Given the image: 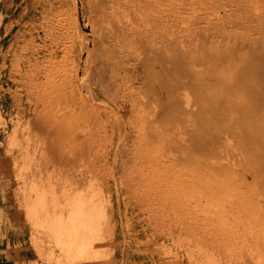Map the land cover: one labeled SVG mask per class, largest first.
I'll use <instances>...</instances> for the list:
<instances>
[{"label": "bare ground", "instance_id": "1", "mask_svg": "<svg viewBox=\"0 0 264 264\" xmlns=\"http://www.w3.org/2000/svg\"><path fill=\"white\" fill-rule=\"evenodd\" d=\"M73 1L75 4L74 8H71V10L69 12L66 10H63V9H62L63 11H61V13L59 12V14L61 16L59 18L61 21H64L65 24H67L66 21L69 20V22H72L74 24L73 25V27H74L73 33L70 32V30H68L71 27L70 25H69L70 27L67 25L69 28L65 31L66 37L68 38L67 40L68 41L70 40V44L68 46L69 48L66 47V45L63 46L60 43V41L58 42L56 40L54 42L53 47L48 51V55H50L52 57H56V58H58V60H59L60 56H63L64 58L67 57L68 53H71V55L75 56V61H76V63H75L76 65L74 64L75 65V67H74V69H75L74 75L75 76H73V75H71L73 77L69 76L72 78L71 80L74 79L75 82L72 83L71 80L68 79L71 82L70 85L73 84L72 87L66 86V87H69L68 88L69 92L68 91L62 92L60 95L57 94L56 93L57 91H58V93L61 92V89L59 90L58 88L63 87L62 84L65 82V81L63 82V80L64 79L67 80L68 75H67V77H65V74L66 73L69 74L70 72H72V71H70L68 73V71H67L63 75L61 73V71L58 70L60 67L59 68L57 67L58 68L57 71H59V73L58 72L57 73L60 74V76L56 75L57 73L55 74L56 70H54V69L52 70V72L54 71L53 74L50 73L51 71L49 72V70H51V68L47 71L50 73L49 76L51 75L50 76L51 78L48 77L47 79H49V78L53 79L56 76L58 77V78L56 77L57 79L56 78L55 79L58 81L59 87L58 86H57L58 88L56 87L57 91H55V89H53V91H55L56 94H53L54 92L52 93V91L51 92L47 91V90H50V88H49L50 85H48L50 79L47 80L48 82L46 81V79H44L45 82H47V83H45L43 80H41V81H43V83H45V86H46V84H47V86H49L48 89L45 91L48 94L50 92L51 94H49V95H51V96L56 95V97L57 96L62 97L64 95V97H62V99L63 98H64L63 100L66 99V102H68V103L71 101H74V102L81 101L80 102L81 106L79 105V103H77V102L76 103L80 107H82L83 114H84V109H87V107L90 105V101L92 102V100H96V101L99 100V101L103 102V104H105V106L101 105V106H104V108L102 110L99 109L100 110L99 111L100 112L99 113L100 118H99V121L97 120L98 123L94 122L97 125H95V124H93V125H94V127L97 126L95 128V129L98 128L97 131H100L102 128H107L108 130H109V128H115L119 132V133H117L116 136L111 138V140L109 139L110 141L107 145H106V143L102 144L103 148H104V144L106 145V150H105L106 152L103 151L105 153L106 158H107V156H109L112 164H114L113 167L111 166L112 169L109 168V169H111V178L113 180H118L120 178V171L121 170L119 169V167L120 168H122V167L128 168L127 169V172H128L127 176H129L131 178V180L133 179L132 183H134V180H135L136 183L134 184V186L136 188V190H135L136 193L137 192H145L147 194V197L149 194V195H151V196H149L151 198L153 195V197H155L156 199L157 198L162 199L161 205H163L164 208H166L167 206H168L167 208H169V206H170L172 209L177 208L180 210V208L182 209V205L185 203V202L183 203V201H182V198L184 196L187 197L189 195L191 197L195 196L194 198H197V197H201V195H202V197H203V195H204V197L210 196L211 192H213V191H215L217 193L216 190L221 188V183H220V181H217L218 184L211 185V180L213 182V178L211 179L212 173L215 174L216 176H218L217 177L218 180L222 181L225 176L227 177V175H225V174L226 173L229 174L230 172L228 173V171L230 169H233V170L237 171L238 173H240L239 175H240V179H241V187L235 188L234 191H236V193L235 192L234 193L236 195L234 194V196H237V198L240 199L239 201L242 204H243L242 201H246V202H244L243 205L246 206V204L248 203L250 206L249 208H251V210L253 208L254 210H257L256 213L258 211L260 212V210L255 209L256 207L254 205L251 206L250 203L259 204V203L264 202V198L260 197L261 194L259 195L255 190L252 189L253 186H255V185H259V186L264 187L263 186L264 185V0H168V2H163L164 0H153L154 5L150 8L149 7L148 8H146V7L142 8L141 7L142 4L139 2H138L139 4L129 3V7H128L126 5V3L123 2L122 0H84L85 2L84 1L82 2L83 8L86 10V12H87V10H89V12H90V14H89L90 15V21L89 22L91 25V31L90 32H87L85 30V26L80 21L81 11H82L80 9V2H79L80 0H72V2ZM195 2H197V3H195ZM198 2H205V3L202 6H195L196 4H198ZM207 2H209V3L206 4ZM194 3H195V5H194ZM59 10H61V9H59ZM23 13H24V11H23ZM17 17H19V16H17ZM56 18H57V16H56ZM72 23H71V25H72ZM62 24H64V23H62ZM57 28L58 27L55 25V31L57 30ZM4 30L5 29H3V31ZM58 30H59V28H58ZM16 31H17V29H16ZM21 32H23V31H21ZM61 39H63V38H61ZM25 41L26 40H24V42ZM67 44H68V42H67ZM21 53H23V52H21ZM46 58H47V56H46ZM48 60H51V59L48 58ZM52 60H55V59H52ZM59 61L60 62L63 61L66 63V61H64V59L63 60L60 59ZM69 62L70 61H68V63ZM43 63H44V65H42V66H44V68H45V62H43ZM48 63H49V61L47 62V64ZM54 63H56V61H54ZM83 63H84V65H83ZM58 64H60V63H58ZM71 64H69V65H71ZM49 65L51 66V63ZM49 65H47V66H49ZM54 66H57V65H52L51 67H54ZM15 69H17V68H15ZM69 69L70 68H68V70ZM31 70H32V68H31ZM71 70H72V67H71ZM81 74L83 76L82 78L80 77ZM52 76H53V78H52ZM61 76L64 77V79L62 81H61V79H62ZM182 76L185 77L186 79H183ZM59 77H60V79H59ZM79 78H81V79H79ZM58 79L62 82L61 86L59 85ZM53 80H51V81H53ZM78 80H79V82H78ZM67 81L65 83L66 85L68 83ZM37 83H40V82L38 81ZM43 83L41 82V84H43ZM50 83H51V86L53 87L54 85H52V82H50ZM74 84L76 85L75 87H74ZM33 85H34V82H33ZM56 85H57V82H56ZM172 85H173V87H171ZM41 87L44 88V86H41ZM52 87H51V89H52ZM70 87H71V89H70ZM53 88H55V87H53ZM181 88L186 89L187 93L190 92V94H188V95H190V96L193 95V97L192 96H191V98L187 97L188 100L183 99L184 97H181L182 94L180 92V91H182V90H180ZM43 91H41L42 94H44V96L47 97L48 94L46 96L45 92H43ZM62 91H64V88ZM140 91H141V93L146 92V94H148L147 96H149V95L151 96V97L149 96V98L148 97L144 98V99H148L147 102H146V100L144 101V99H142V100L139 99V96H138L139 94H137V93L138 92L140 93ZM0 92H1V90H0ZM187 93L184 96H188ZM137 97H138L139 101H138ZM50 100L52 102V98H50ZM55 100L57 101V99H54V101ZM63 100L61 102L64 103ZM44 101H45V103H43V105L44 104L46 105V99ZM44 101L42 100V102H44ZM140 101H142L141 106L145 107L146 109L149 106L148 104H151V106L153 105L152 106L153 108L151 106L149 108L150 112H152L150 114L151 116L148 117L147 115H143V112H145L146 109L141 108L144 111H141L142 114L137 115L138 119H137V117L134 120L131 117L125 118L124 112L127 111V108L125 107V105L128 102H130V104H132L131 109L136 107L138 112H139V110H141L140 109V107H141ZM143 101H144V103H143ZM51 102H50V104H51ZM91 104L92 105H90V106L92 107L94 103L92 102ZM97 104H99V102ZM47 105H49V103ZM73 105H74V103H73ZM73 105L70 104V106H73ZM53 106H55L54 103H53ZM62 106H63L62 109L66 108L64 106V104ZM41 107L45 109L44 106H41ZM67 107H68V110L70 108H72V107L69 108V106H67ZM76 107H77V105L75 104V106H73V108H76ZM95 107H97V105ZM95 107H93L95 112H96V109L98 110V108H101L98 106V108L95 109ZM93 108H92V112H93ZM47 109L49 110V107H46V111H44V112H47ZM52 110H53V108H52ZM54 110H56V108ZM49 111L46 114H44V112H43V116H41V118H38V119L42 120L41 125H44V124L46 125V123L48 124L49 129H50V133H48V134L52 135L50 137V139L49 138L48 139L51 140L50 141L51 143H49L47 140L46 141L51 145V148L54 151H56L55 152L56 154L57 153L61 154L60 155V157H61L62 154L65 153V151L63 149V145H64L63 138H60V137L63 136V134H68L69 136H71V134H74V141L69 140V144H71L72 142H75V143L78 141L81 142V137H80V134L78 133V131L73 132V128L71 129L67 125V124H71V119H70V122H68V123L66 122L68 120L69 116H66V114L65 115L63 114L65 116V119L67 118V120H65L63 117L62 118L59 117L60 118L59 119V118H55L56 114H53L55 111L54 112H49ZM80 111H81V109H80ZM88 111H89V109H88ZM71 112L73 113L74 111H71ZM86 112L87 111L85 110V113ZM150 112L147 113V111H146V113L148 115ZM57 113H60V111ZM62 113H64V112H62ZM81 114H82V112H81ZM86 114H89V113H86ZM91 114H94V112L93 113L90 112L89 115H91ZM97 114L95 113L94 115L96 116ZM89 115L84 116V118H85L84 121L85 120L90 121L89 119H91V118H92L91 120H93V117H95L93 115V117L88 119L87 117H89ZM140 115H141V117L143 115V118H141ZM59 116H60V114H59ZM73 116H75V115L73 114ZM75 120L73 119L72 122L74 123ZM94 120H96V119L94 118ZM0 122H2V121H0ZM91 123H93V121ZM75 124H76V122L72 125L74 126ZM77 124L80 125L79 122ZM34 126H36V124H34ZM37 126H39V124ZM76 126L77 125H75V127ZM91 126H92V124H91ZM91 126L89 127V129L91 128ZM44 127L46 128L47 125ZM80 127H76L77 129L79 128L78 129L79 132H81ZM85 127H87V126H85ZM33 128H35V127H33ZM33 128H31V129H33ZM76 128H74V130ZM99 128H100V130H99ZM40 129H41V127L38 130H40ZM34 130L35 129H33V132H34ZM42 130H44V128ZM48 131H46V132H48ZM46 132L44 131L43 133H46ZM84 132H85V130H84ZM48 134L45 136L49 137L50 135L48 136ZM82 134H83V132H81V135ZM84 135H85V138L87 139L86 134H84ZM47 137H45V138H47ZM91 137L92 136H90V138ZM90 138L87 139L88 142L90 141ZM86 139H83V140H85V142H86ZM43 144L45 145L44 142H43ZM82 144H84V142H82ZM73 146H75V144ZM78 146H79V144H78ZM102 146H101V150H102ZM44 147L45 146H43V149H44ZM46 148H49V147L46 146ZM98 149H99V146H98ZM44 150L46 152V149H44ZM49 150H51V149H49ZM97 152H98V150H97ZM99 152L101 155L102 152L101 151H99ZM41 154L43 157L45 156V155H43V153H41ZM50 154H54V153L51 152ZM59 154L57 156L54 155L55 158L58 157ZM47 155H49V154L47 153L46 157H44V158H48ZM38 157H40V156H38ZM124 157H128L129 160H127L128 158H124ZM51 158H50V160H48V162L53 159V158L52 159ZM57 160H60V159H57ZM53 161H55V160H53ZM34 162H35V160H34ZM51 163L53 164V162H51ZM81 163L82 162H79V164H81ZM86 163H87V161H86ZM196 164H198V165H196ZM81 165L82 166H80V168L84 167L83 163ZM77 169L78 168H77V164H76V170ZM93 170L95 171L94 168H93ZM78 171H80V170H78ZM83 171H84V169H83ZM97 171H98V169L95 172H97ZM100 171H102V170H100ZM103 171H104V169H103ZM39 173L41 174V172H39ZM97 173H101V172H97ZM124 173H126V172H124ZM69 174H71V176H72L73 173L71 172ZM69 174H67V175H69ZM84 174L86 175L87 173H84ZM88 174H90V172ZM95 174H93L92 177ZM98 175H100V174H97L96 177ZM101 175H103V174H101ZM104 175L106 176V174H104ZM104 175L102 176L103 178L105 177ZM231 175H232V173H231ZM38 176H40V175L38 174ZM73 176H74V174H73ZM76 176H79V175L77 174ZM90 176H91V174H90ZM226 177L224 179L225 181L223 182L225 184H226V181H228V179L231 178L232 176L229 178L227 177L228 179H226ZM94 179H98V178H95V176H94ZM99 179H101V178H99ZM232 179H231V181H232ZM69 180L70 179H68V181ZM104 181H105V179H104ZM231 181H229V182H231ZM80 183H81V181H80ZM214 183H215V181L212 184H214ZM234 183H235V181H234ZM230 184L233 186L232 182ZM230 184H228V187ZM234 185L236 186V184H234ZM129 186H131V185H129ZM134 186L132 185L130 189H132V187H134ZM3 187H4V185H3ZM48 187L50 188V186H48ZM85 188H86V186H85ZM232 188L233 187H231V189ZM42 189L44 190L46 188L43 187ZM130 189H129V191H130ZM229 189H227V188H226V190L223 189L224 193H225V191H227V193H228ZM43 190H42V192H43ZM221 190H220V192H221ZM48 191H49V189H48ZM80 192H81V190H80ZM80 192L77 191V193H80ZM132 192H134V191L131 190L130 193L132 194ZM45 193L47 194V192H45ZM93 193H94V191H93ZM216 193H212V195L214 194L215 198L218 197V194H219V193H217V196H215ZM36 194H37V192H36ZM101 194H103V193H101ZM223 194H220V195H222V198H223ZM228 194H230L229 196L231 197V195L233 193L231 194V192H230ZM91 195H93V194H91ZM91 195H90V197H91ZM133 195H134V193H133ZM142 195L143 194L141 193V196ZM77 196L80 198L79 195H77ZM94 196H96V195H94ZM225 196H228V195L225 194ZM39 198H40V196H39ZM86 198L87 197H85V199ZM142 198H146V196H143ZM215 198H211V199L214 201ZM231 198H233V196ZM34 199H32V200L35 201ZM37 199L38 198H36V200ZM82 199H83V196H82L81 200ZM90 199H91V201H93L92 198H90ZM223 200L226 201L225 197ZM33 201H31V202H33ZM44 201H45V199H44ZM218 201H220V200H218ZM75 202H77V201H75ZM75 202H74V205L76 204ZM160 202H161V200H160ZM189 202H190V200H189ZM209 202H211V201L209 200ZM220 202L222 203V201H220ZM0 203L4 206V207H0V209H3L7 206L8 199L6 197H4L2 199V196H1L0 197ZM49 203H50V201H49ZM57 203H59V202H57ZM94 203H96V202H94ZM94 203H93V205H94ZM217 203L218 202L216 201V204ZM229 203L232 204V202H229ZM236 204L239 207L240 203L239 204L236 203ZM242 204H240V206ZM51 205H53V204H51ZM218 205L220 207V204H218ZM218 205L216 207H218ZM243 205H242V207H243ZM59 206H61V205L59 204ZM78 206H80L79 207L80 209L83 208L82 202L80 203V205L78 203ZM94 206H96V205H94ZM159 206H158V208H159ZM211 206H213V205H211ZM221 206H223V205L221 204ZM226 206L228 207V205L225 204V207ZM245 206H244V210L247 209V208H245ZM84 207H85V205H84ZM87 207H88V205H87ZM105 207H106V204H105ZM93 208H95V207H93ZM100 208H102V207H100ZM236 208L237 207H235L233 209H236ZM53 209H55V208H53ZM96 209L97 208H95V211H96ZM219 209L220 210H218V209H215V210L221 211V213H222L221 208H219ZM227 209H229V208H227ZM41 210H43V209H41ZM69 210H67L66 212H68ZM237 210H239V208H237ZM254 210L252 213H254ZM53 211L51 213H54ZM60 211H61V209H60ZM79 211H80V213L82 212L81 210H79ZM178 211H176V212H178ZM240 211H241V207H240ZM247 211H248V209H247ZM36 212H37V209H36ZM92 212H94V211H91V214H92ZM229 212H230V210H229ZM244 212H246V211H244ZM88 213L89 212H86V214H88ZM83 214H85V211L83 212ZM157 214H158V212H157ZM211 214H212V212H211ZM237 214H235V215L237 216ZM251 214L249 212L250 217L252 216ZM257 214L254 213L255 217L257 216ZM66 215H67V213H66ZM239 215L240 214H238V217H239ZM259 215H261V217H258ZM259 215L257 216L258 217V220L256 221L257 223H258V221L261 223L260 220H261V218H264V212H262V214L259 213ZM95 216H98V215L95 214ZM95 216L92 214L91 218H93ZM242 216H243V214H242ZM43 217H42V219H43ZM75 217H78V216H75ZM81 217L84 218L85 215L80 216L78 218L80 219ZM89 217H90V213H89ZM220 217H218V218H220ZM252 217H254V216H252ZM0 218H1V216H0ZM40 218H41V214H40ZM78 218H73V220L78 219ZM83 218H81V219L84 220ZM223 218H224V215H223ZM68 219H69V216H68ZM236 219H237V217H236ZM239 219H240V217L238 218V221L240 222ZM85 220H88V216ZM85 220L83 222H85ZM158 220H160V219H158ZM187 220H188V218H187ZM187 220H185V221H187ZM245 220H246V218H245ZM243 221H244V219L240 223L242 224ZM50 222L52 223V221H50ZM81 222L82 221H80V223ZM91 222H92V220H91ZM91 222L89 220L86 221L87 227H89L91 225ZM94 222L95 221H93L92 223H94ZM154 222H155V220H154ZM232 222H234V221H232ZM247 222H249V221H247ZM43 223H44V221L40 225H42ZM51 223H50V225L55 224V223H52V224ZM80 223H78V221H77V224H80ZM173 223H175V222H173ZM222 223L223 222H221V225H222ZM235 223H236V221H235ZM260 223H258V224H260ZM263 223L264 222H262L261 224H263ZM61 224H63V223H61ZM61 224L59 227H62ZM65 224H67V223H65ZM69 224H70V226L73 225V224L71 225V223H69ZM77 224L75 223V225H77ZM95 224H99V223H97V220H96ZM95 224L91 225L92 228H94L96 226ZM100 224H101V222H100ZM186 224H188V223H186ZM245 224H246V222H244L243 227H245ZM75 225H73L74 230L68 228L69 226L67 227L68 228L67 230L70 229L71 232H73L72 235L79 233L78 232L79 230H78L77 226H75ZM179 225H180V222H179ZM207 226H208V224H207ZM225 226H227V225L225 224ZM261 226H263V225H261ZM56 227H58V226H56ZM85 227H86V225H85ZM246 227H247V224H246ZM250 227L252 229H250ZM250 227H249L250 230H248V232L251 230H252L251 232H253L254 228L255 229L257 228L255 225L253 227H252V225H250ZM63 228L64 227H62V229ZM102 228L104 230V227H102ZM232 228L234 229V226ZM237 228L239 231H241L239 226H237ZM53 229H55V227ZM59 229H61V228H59ZM212 229H211V231H212ZM263 229L264 228L262 227V231H263ZM94 230H96V229H94ZM257 230L260 231L258 228H257ZM55 231H58V229ZM55 231L53 233H55ZM231 231H233V230H231ZM234 231H236V230H234ZM244 231L247 232L246 229ZM262 231H260V233ZM64 232H67V231L66 230L61 231V233H59V235L60 234L62 235ZM246 232H245V234H246ZM84 233H85V231H84ZM90 233H92V235L94 234L91 231L88 232L89 235H91ZM96 233H98V232H96ZM80 234L84 235L83 232L79 233V235ZM99 234H101V233H99ZM242 234H244V233H242ZM242 234H241V236H242ZM248 234L249 233H247L246 235H248ZM257 234H258V236L260 235L259 233H257ZM44 235H45V233H44ZM55 235L58 236V233ZM55 235H53V236H55ZM61 235H60V237H61ZM72 235L70 237H72V239H73ZM95 235L96 234H94V236ZM253 235L251 236V238L253 237ZM261 235L263 236L264 234L261 233ZM53 236H52V239H53ZM85 236H87V232L85 233ZM65 237L66 236H64V238ZM75 237L78 239L80 236L77 237V235H76ZM75 237L73 240L76 239ZM89 237L87 236L85 238L87 240L92 239ZM211 238H213V237H211ZM233 238H234V236H233ZM244 238H246V237L244 236ZM66 239H68V238L66 237ZM72 239L70 238L69 240L65 241V243H67L68 241L70 242V240H71V242L70 243L68 242V244H70V246H71L72 242L76 243L77 240L72 241ZM80 239H81V237H80ZM83 239H82V246H84L83 245L84 242H87L89 244L85 247L91 246V243H93L91 241L89 242V240L85 241V239L84 240ZM94 239H92V240H94ZM98 239H100V238H98ZM229 239H231V237ZM254 239L256 240L255 237H254ZM64 240H62V242ZM225 240H223V241H225ZM252 240H253V238H252ZM258 240H259V237H258ZM258 240L256 241V243L258 242ZM57 241H60V240L57 239ZM233 241H232V243H233ZM18 242H20V241H18ZM29 242L30 241H28V243ZM41 242L44 243V241H41ZM247 243L249 245V241H247ZM256 243H252V244L254 245ZM58 244H59V242H58ZM68 244H64V245H68ZM195 244H197V243H195ZM48 245H49V243H48ZM75 245H78V247H79L81 245V240H80V243L75 244ZM82 246H80L79 249L77 247L78 250H76V251H79L82 248L85 249V247H82ZM256 246H257V244H256ZM42 247H44V246H42ZM72 247L76 248V246H74V245ZM62 248H63V246H62ZM193 248H195V247H193ZM52 249H53V247H52ZM86 249H88V248H86ZM243 249H244V247H243ZM258 249H259V247H258ZM40 250L42 251V249H40ZM40 250L37 252L41 253ZM82 250H80V251H82ZM227 250H228V248H227ZM262 250H263V248H262ZM89 251H91V250H88V253H89ZM85 252H87V251H85ZM85 252H84V254H85ZM232 252H234V251H232ZM236 252H238V251H236ZM60 253H63L62 255H64V251L60 252ZM79 253H78V255H81L82 252H79ZM247 253H246V256L249 255V253H248V255H247ZM1 254H3V252H0V255ZM95 254H96V251H95ZM43 255H44V252L42 253V256ZM243 255H245V254H243ZM50 256L54 257V255H49V257ZM65 257H66V255H65ZM248 257H250V256H248ZM72 258H73V256H72ZM72 258H71L70 262H74V261H72L73 260ZM57 259H59V258H57ZM242 259H243V257H242ZM256 259L257 258L255 257L254 262H259V261H256ZM259 259H260V257H259ZM50 260H52V258H50ZM61 260H63V259H61ZM247 260H249V259H247ZM263 260H264V258H263ZM27 261H28V259H27ZM229 261L230 260H228V262ZM233 261L235 262V260H233ZM58 263H59V260H58ZM62 263L65 264V262H63V261L61 262V264ZM66 263H67V261H66ZM75 263L76 262H74V264ZM0 264H8V263L2 259V260H0ZM254 264H256V263H254Z\"/></svg>", "mask_w": 264, "mask_h": 264}, {"label": "rangeland", "instance_id": "2", "mask_svg": "<svg viewBox=\"0 0 264 264\" xmlns=\"http://www.w3.org/2000/svg\"><path fill=\"white\" fill-rule=\"evenodd\" d=\"M83 1L84 0L79 1L80 2V9L82 10L80 21L85 26V30L87 32H90L91 31V25L89 22L90 21V15H89L90 12H89V10H87V12H86V10L83 8V5H82ZM122 1L125 2L128 7H129V3H135V4L141 3L142 8L143 7H146V8L149 7L150 8L154 5L153 0H122ZM163 2H168V0H164ZM195 3H197V2H195ZM195 3H194V5H195ZM204 3L205 2H198L199 5L196 4L195 6H202ZM208 3L209 2H207L206 4H208ZM74 5H75L74 1L72 2V0H0V90H1V92H0V121H2V122H0L1 123L0 124V128H1L0 129V174L8 175L13 180L12 186H13L14 198L12 199V205L20 208L21 212H23L22 217L25 219V222L28 223L31 226V228L33 229L32 230L33 246H34L33 249H34L35 254L37 255L38 260H39L38 262H35V264H49V263L50 264H61L62 261L65 262V264H68V263L74 264V262H76L75 264H213L214 262L216 264H230V263L231 264H233V263L234 264H241V263L242 264H246V263L247 264H254V263L264 264V260H263V258H264V235L263 236L261 235V233L264 234V232H263L264 229L262 231V227L264 228V223L261 224L262 222H264V218H261V220L259 219L261 221V223L258 221V223H260L263 226H261L260 224H258L256 222L258 220V217H261V215H259V213L262 214V212H264V202L259 203V204H254V203L249 202L251 204V206L254 205L256 207L255 209L260 210V212L258 211L257 212L258 214H257L256 213L257 210H254L253 208L251 210V208H249L250 206L248 203L246 204V206L243 205L244 202H246V201H242L243 202V204H242L239 201L240 199H238L237 196H234V194L236 193V191H234L235 188L241 187V179H240V175H239L240 173H238L237 171H235L233 169H230L228 171V173L229 172L230 173L225 174V175H227L228 178L232 176L229 179L225 176L226 179H228V181H226L227 185L225 183H223L225 181L224 180L225 177L221 181V180L217 179L218 176H216L215 174L212 173L213 175L211 174V179L213 178V182L215 181V183L212 184L213 182L211 180V185L218 184L217 181H220V183H221V188L216 190L217 193H219L220 190L222 189L221 192L218 194V197L215 198L214 194L212 195V193H216L213 190H212L213 192H211V195H210L211 197L205 196L206 197L205 198L204 195H203V197L201 195V197H197L198 198L197 199V198H194L195 196L191 197L188 195L187 197L184 196L185 198L184 197L182 198L183 203L185 202L183 204L184 206L182 205V209L180 208L181 206L179 207L180 210L177 209L176 207H175L176 209H172L170 206H169L170 209L167 208L168 206L166 207L167 208L166 209V208H164L163 205H161L162 199H160V198L156 199L155 197H153V195L151 198V197H149V196H151L149 194H148V197H149L148 198L147 194L145 192H137L136 193V191H135L136 188L134 186V184L136 183L135 180H134V183H132L133 179L131 180V178L129 176H127L128 175V172H127L128 168L122 167L123 168L122 169L119 167V169L121 170L120 171V178L118 180H113L111 178V169H112L114 164H112L109 156H107V158H106L104 152H106L105 151L106 145L109 143L111 138L116 136L117 133H119V132L115 128H109V130L107 128H102L100 130V128H99L100 131H97L98 128L95 129L97 126L94 127L93 124L97 125L96 123H98V121H99V118H100L99 117V113H100L99 111L102 110L105 106V104H103V102H101L99 100H97V101L92 100V102L95 105L93 104V106L91 107L90 105H92L91 104L92 102L90 101V105L87 107V109H84V114H83L82 107H80L81 101H76L77 103H79V105H80L79 106L74 101H71L68 103V102H66V99L63 100L64 98L62 99V97H64V95L62 97L61 96L56 97V95H52V96L49 95V94H51L50 93L51 91H52V93L54 92L53 94L57 93L59 95L62 92H67L69 87H66V86L72 87L73 84L70 85V83L75 82L74 79L71 80L72 79L71 77L75 76L74 75V73H75L74 67L76 65L75 64L76 63L75 56L71 55V53H68L67 57H65V58L63 56H60L59 60L64 59V61H66V63H65L63 61L60 62L58 60V58H56V57H52V56L48 55V51L53 47L54 42L56 40L58 42L60 41V43L63 46L64 45H66V47L69 46L70 40L69 41L67 40L68 38L66 37L65 31L71 26L70 27L71 29L69 28L68 30H70V32L73 33L74 32L73 31L74 30V27H73L74 24L72 22H69V20H67L68 22L66 21L67 24H65L64 21H61L59 18V17H61L59 12L61 13V11H63V10H66L69 12L71 10V8H74ZM59 9H61V10H59ZM23 11H24V13H23ZM17 16H19V17H17ZM56 16H57V18H56ZM61 22L64 24H62ZM71 23H72V25H71ZM55 25L59 28V30L57 28V30L55 31ZM67 25L68 26L70 25V26L68 27ZM3 29H5V30L3 31ZM16 29H17V31H16ZM21 31H23V32H21ZM61 38H63V39H61ZM24 40H26V41L24 42ZM67 42H68V44H67ZM20 51L23 53H21ZM46 56H47V58H46ZM48 58L51 60H48ZM52 59H55V60H52ZM46 61L47 62L49 61V63L47 64ZM54 61H56V63H54ZM68 61H70L72 64L70 62L68 63ZM43 62H45V68H44V66H42V65H44ZM50 63H51V66L52 65H57V66L51 67L49 65ZM58 63H60V64H58ZM69 64H71V65H69ZM47 65H49L50 67ZM83 65H84V63H83ZM57 67L58 68L60 67V68L58 69ZM71 67H72V70H71ZM15 68H17V69H15ZM31 68H32V70H31ZM50 68H51V70H49ZM68 68H70V69L68 70ZM53 69L56 70L55 74L57 72L59 73V71H61V73L63 75L67 71H68V73L70 71H72L69 73L70 75L67 73L65 74V77H67V75H68L67 80L70 79L71 82H70V80H68V81L65 80L64 77L61 76L62 77L61 81L64 79L63 82L64 81L65 82L62 84L63 87L60 88L58 86V81L56 80L58 78L57 76H56L57 78L56 77L53 78V76H52V78L54 80L50 79L51 75L49 76V74L54 73V71L52 72ZM57 69L59 71H57ZM48 70H49V72L50 71L51 72L50 73L47 72ZM58 73L56 75L60 76V74H58ZM71 75H73V76H71ZM69 76H71V77H69ZM48 77H50L49 83L52 82V85H54L53 87H55V88H53L51 86V83L50 84L48 83V85H50V87L47 86V84L45 86V83H47L48 82L47 80H49V79H47ZM80 77L81 78L83 77L82 74ZM81 78H79V79H81ZM182 78L186 79L183 76H182ZM44 79H46L47 82H45ZM59 79H60V77H59ZM41 80H43L45 83H43V81H41ZM51 80H53V81H51ZM32 81L34 82V85H33ZM38 81L40 83H37ZM61 81L59 80L60 86L62 83ZM66 81L68 82L67 85L65 84ZM41 82L44 85L41 84ZM56 82H57V85H56ZM78 82H79V80H78ZM40 85L44 86V88H42ZM75 86L76 85L74 84V87ZM48 87L50 88V90H47ZM51 87H52V89H51ZM56 87L59 90L61 89V92L59 91L60 93H58V91L56 90L57 89ZM71 87H70V89H71ZM171 87H173V85ZM63 88H64V91H62ZM53 89H55V91H57V92L55 93V91H53ZM46 90L50 91L49 94L47 92H45ZM180 90H182V91H180ZM180 90L179 91L182 94L181 97H184L183 99L188 100L189 97L190 98H191V96L193 97V95H191V96L188 95V94H190V92L187 93L186 89L181 88ZM41 91L45 92L46 96L48 94L49 97L48 96L45 97ZM185 92L187 93L188 96H184V95H186ZM143 93H141V91H140V93L139 92L137 93V94H139L138 96H139L140 100H142L146 97L149 98L150 95L147 96L148 94H146V92H143ZM185 97L186 98L188 97V98L186 99ZM50 98H52V102H51ZM45 99H46V105L49 103V105H47V106L45 104L43 105V103H45V101H44ZM54 99H57V101L55 100L56 101L55 102ZM137 99H138V97H137ZM139 99H138V101H139ZM42 100L44 102H42ZM62 100L64 101V103L61 102ZM145 100L147 102L148 99H144V101ZM144 101H143V103H144ZM50 102H51V104H50ZM98 102H99V104H97ZM141 102L142 101H140V103ZM53 103L55 104V106H53ZM73 103H74V105H73ZM63 104L66 107L64 109H62ZM70 104H72L73 106H75V104H76L77 107L73 108V106H70ZM96 105H97V107H95ZM101 105H104V106H101ZM141 105H142V103L140 104V106ZM148 105H147L148 107L146 106L147 109L145 107H142V106L140 107V109L145 108L146 110H145V112H143V115H147L149 117V116H151L150 114L152 112H150V110H149L151 104H148ZM41 106H44L45 109L42 108ZM67 106H69V108L70 107H72V108H70L68 110ZM98 106L101 108H98ZM46 107H49V110L50 109L52 110V108L54 110L56 108V110H54L55 112L53 110L49 111L47 109V112L48 111L54 112L53 114H56L55 118H59V117L62 118L63 117L65 119V116H64L65 114H66V116H69L68 120H67V118L65 120H67L66 122L68 123V122H70V119H71V124H67V125L71 129L73 128V132L78 131V133L80 134V137H81V142L78 141L76 143L72 142L71 144H69V140L74 141V134H71V136H69L68 134H63V136H61L60 138H63V141H64L63 149H64L65 153H63L61 157H60L61 154H59V153L56 154L55 153L56 151H54L51 148V145L49 144V143H51L50 142L51 140H49V139L52 135L48 134V133H50V129H49L48 124L46 123L47 127L45 128L44 126H46V125L45 124L41 125L42 120L38 119V118H41V116H43V112L46 111ZM93 107H95V109L98 108V110L96 109V112H95ZM125 107L127 108V111L124 112L125 118L131 117V118H133V120L137 117L138 114H142L141 111H144L141 109L138 112L136 107L131 109L132 104H130V102H128L125 105ZM92 108H93L94 114L98 113L96 116L94 114H91L92 116L89 115L90 112L93 113ZM80 109H81V111H80ZM88 109H89V111L90 110L91 111L89 112ZM85 110L87 111L86 113H89V114H86ZM59 111H60V113H57ZM61 111L64 113H62ZM71 111H74V112L72 113ZM146 111H147V113L150 112L149 115L146 113ZM47 112H44V114H46ZM81 112H82V114H81ZM59 114H60V116H59ZM73 114L75 116H73ZM85 115L86 116L89 115V117H87L88 119L93 117V115L95 117H93V120H91L92 119L91 118V119H89L90 121H87V120L84 121ZM143 115H142V117L140 115V117L143 118ZM94 118L96 120H94ZM73 119L74 120L76 119L74 121V123L76 122V124H75V125H77L76 127L81 126L80 131L83 132L82 135H81V132H79V130H78L79 128L77 129L75 127V125L74 126L72 125V124H74L72 122ZM137 119H138V117H137ZM77 121L80 123V125L77 124L78 123ZM92 121H93V123H91ZM94 122H96V123H94ZM34 124H36V126H34ZM38 124H39V126H37ZM91 124H92V126H91ZM89 125L91 126L90 129H89V127H90ZM85 126H87V127H85ZM33 127H35V128H33ZM40 127H41V129L38 130ZM31 128L35 129L34 132H33V129H31ZM43 128H44V130H42ZM74 128H76V129L74 130ZM41 130L43 132L44 131L46 132L48 130L49 131L46 133H43ZM84 130H85V132H84ZM47 134H48V136L49 135L50 136L49 137L45 136ZM84 134H86L87 139H89L90 136H92L90 138V141L91 140L92 141L88 142L87 139L85 138ZM45 137H47V138H45ZM83 139H86V142ZM43 142L45 143V145L43 144ZM82 142H84V144H82ZM103 143H106V145L104 144V148L102 146ZM74 144H75V146H73ZM78 144H79V146H78ZM43 146H45L44 149H46V152L43 149ZM46 146L49 148H46ZM98 146H99V149H98ZM101 146H102V150H101ZM49 149H51V150H49ZM97 150H98V152H97ZM99 151L102 152L101 153L102 156L100 155ZM49 152L50 153L52 152L54 154H50ZM41 153H43V155H45L44 157H46V154L48 153L49 154V155H47L48 158H44ZM58 154H59V156H58L59 158L58 157H56V158L60 159V160H57L55 158V156H57ZM38 156H40V157H38ZM50 158L52 160L48 162V160H50ZM124 158H128V157H124ZM34 160L36 163L34 162ZM53 160H55V161H53ZM127 160H129V158ZM78 161L82 162L84 167L80 168V166H82L81 165L82 163L79 164ZM86 161H87V163H86ZM51 162H53V164ZM76 164H77V168H78L77 170H76ZM196 165H198V164H196ZM93 168L95 169V171L98 169L97 172H101V173L95 172L93 170ZM109 168H111V169H109ZM83 169H84V171H83ZM103 169H104V171H103ZM78 170H80V171H78ZM100 170H102V171H100ZM39 172H41V174ZM71 172L74 174V176L72 174L73 177L71 176V174H69ZM89 172H90L91 176H90V174H88ZM91 172L93 174L96 173L94 176H95V178H98V179H94V176L92 177L93 174ZM124 172H126V173H124ZM84 173H87V174L85 175ZM231 173H232V175H231ZM38 174L40 176H38ZM67 174H69V175H67ZM77 174L79 176H76ZM97 174H100V175H98L99 177L98 176L96 177ZM101 174H103V175L106 174V176L104 175L105 177L103 178L102 177L103 175H101ZM99 178H101V179H99ZM68 179H70V180L68 181ZM104 179H105V181H104ZM231 179H232V181H231ZM80 181H81V183H80ZM229 181L232 182L233 186L230 184L231 182H229ZM234 181H235V183H234ZM2 184L0 182V197L2 196V199H3L6 194H5V188L3 187ZM228 184H230L229 187H228ZM234 184H236V186ZM129 185H131V186L133 185L134 187H132V189H130L131 186H129ZM48 186H50V188ZM85 186H86V188H85ZM43 187L46 188L47 190L46 189L43 190L42 189ZM231 187H233V188L231 189ZM226 188L231 189V190L230 189L228 190L229 191L228 193H230V192H231V194L233 193L231 195V197L233 196V198H231L229 196L230 194H228L227 191H225V193H224V190H226ZM48 189H49V191H48ZM129 189H130V191H129ZM252 189L255 190L259 195L261 194L260 197L264 198V187L259 186V185H255V186H253ZM42 190H43V192L44 191L47 192V194L45 192L43 193ZM80 190H81V192H80ZM131 190L134 191V192H132V194L130 193ZM77 191H79L80 193H77ZM93 191H94V193H93ZM36 192H37V194H36ZM101 193H103V194H101ZM133 193H134V195H133ZM141 193L143 194L142 196H141ZM217 193L215 196H217ZM91 194H93V195H91ZM220 194H223V198H222V195H220ZM225 194H227L228 196H225ZM77 195H79L80 198ZM90 195H91V197H90ZM94 195H96V196H94ZM39 196H40V198H39ZM82 196H83V199H82L83 201L81 200ZM138 196L139 197L141 196V197L139 198ZM143 196H146V198H142ZM85 197H87V198L85 199ZM224 197H225L226 201L223 200ZM36 198H38V199L36 200ZM90 198H92L93 201H91ZM211 198H215L214 201ZM32 199H34L35 201H33ZM44 199H45V201H44ZM217 199L222 201V203L220 201H218ZM48 200L50 201V203ZM160 200H161V202H160ZM189 200H190V202H189ZM209 200L211 202H209ZM215 200L218 202L217 204H216ZM31 201H33V202H31ZM75 201H77V202H75ZM57 202H59V203H57ZM74 202L76 203L75 205H74ZM81 202H82L83 208L80 209L79 208L80 206H78V203L80 205ZM94 202H96V203H94ZM229 202H232V204ZM93 203L96 206H94ZM236 203L242 204L243 207H242V205L240 206V204L238 207ZM51 204H53L54 206ZM59 204L61 206H59ZM105 204H106V207H105ZM218 204H220V207ZM221 204L223 206H221ZM225 204L228 205V207L227 206L225 207ZM84 205H85V207H84ZM87 205H88V207H87ZM211 205H213V206H211ZM217 205H218V207H216ZM158 206H159V208H158ZM244 206H245V208L248 209L250 214L254 210V213L257 214V216L258 215L259 216L255 217L254 213H252L251 215L254 217H252V216L250 217L247 209L244 210ZM0 207H4V206L0 203ZM93 207L97 208L98 210L96 209V211H95V208H93ZM100 207H102L103 209ZM235 207L239 208V210H237V208L233 209ZM240 207H241V211H240ZM53 208H55V209H53ZM219 208H221L222 213H221V211H218V210H220ZM227 208H229V209H227ZM36 209H37V212H36ZM41 209H43V210H41ZM60 209H61V211H60ZM66 209L67 210L70 209V210L68 212H66L67 211ZM78 209L81 210L82 212L80 213V211ZM215 209H218V210L216 211ZM90 210L94 211V212H92V214L94 216H95V214L98 216L93 217L94 219L91 218L92 214H91ZM229 210H230V212H229ZM243 210L246 212H244ZM52 211L55 214L51 213ZM84 211H85V214H83ZM176 211H178V212H176ZM86 212L90 213V217H89V213L86 214ZM157 212H158V214H157ZM211 212H212V214H211ZM39 213L41 214V218H40ZM66 213H67V215H66ZM237 213L240 214L239 215L240 222L244 219L242 224L238 221L239 217H238ZM222 214L224 215V218H223ZM235 214H237V216ZM242 214H243V216H242ZM79 215L80 216L85 215L86 218L88 216V220L90 222H91V220H92V222L93 221L96 222V220H97V223L100 224V222H101V224L99 225V224H95V222L94 223L91 222V225L95 224L96 226L94 228H92L91 225H90L91 227L90 226L87 227L86 221H88V220H85L86 219L85 217L84 218L81 217L85 220V222H83L84 220H82L81 218H80L81 219L80 220L78 218V217H80ZM68 216H69V219H68ZM75 216H78V217H75ZM42 217H43V219H42ZM218 217H220V218H218ZM236 217H237V219H236ZM73 218H78V219L73 220ZM187 218H188V220H187ZM245 218L249 222H247L245 220ZM158 219H160V220H158ZM79 220L82 222L80 223ZM154 220H155V222H154ZM185 220H187V221H185ZM43 221H44V223L42 225H40ZM50 221H52V223H55V224L50 225V223H51ZM77 221L80 224H77ZM210 221L211 222L213 221L214 223L213 222L211 223ZM232 221H234V222H232ZM235 221H236V223H235ZM74 222L77 225H75ZM173 222H175V223H173ZM179 222H180L181 226L179 225ZM221 222H223L222 225H221ZM244 222H246V224H247V227L245 224L246 228L243 227ZM61 223H63V224H61ZM65 223H67V224H65ZM69 223H71V225L73 224V225L77 226V228L79 230L78 232L79 233L83 232L84 235H82V234L79 235V233L72 235L73 232H71L70 229L74 230V227H73V225L70 226ZM186 223H188V224H186ZM206 223L208 224V226ZM60 224L62 227H64L63 229H62V227H59ZM225 224L227 226H225ZM85 225H86V227H85ZM250 225H252V227L255 225L262 232L260 233V231H258L257 228L256 229L254 228L255 231L253 230V232H251L252 230L248 232V230L252 229L250 227ZM56 226H58L61 229H59ZM101 226L104 227V230ZM233 226H234V229L232 228ZM237 226H239L241 231L238 230ZM248 226L250 227V229ZM46 227L47 228L49 227V228L47 229ZM54 227H55V229H53ZM67 227L70 229L67 230L68 229ZM57 229H58V231H55ZM94 229H96V230H94ZM211 229H212V231H211ZM245 229L247 230V232L244 231ZM65 230L67 232H64L62 235L60 234L61 235V237H60L59 233H61V231H65ZM83 230L85 231V233L87 232V236L88 237L90 236L89 238H92V239L95 238L94 240L88 239L89 242L90 241L93 242V243H91V246L85 247V246L89 245L87 242H84V244H83L84 246H82V239L83 238L85 239V241H88L85 238L87 236H85V233ZM231 230H233V231H231ZM234 230H236L238 233ZM54 231H55V233H53ZM90 231L96 235L94 236V234L92 235V233H90L91 235H89L88 232H90ZM96 232H98V233H96ZM245 232H246V234L247 233H249V234L246 235ZM44 233H45V235H44ZM57 233H58V236L55 235ZM99 233H101V234H99ZM242 233H244V234H242ZM257 233H259L260 235L258 236ZM241 234H242V236H241ZM251 234L252 235L254 234L252 237L253 240L251 238V236H252ZM53 235H55V236H53ZM71 235L73 236V239L76 235H77V237L80 236L81 239L79 237L78 238L79 240H78L75 237L76 238L75 240H77L76 243L72 242L71 246H70V244H68L69 241L67 243H65V241L69 240L70 238L72 239V237H70ZM52 236H53V239H52ZM64 236H66L68 239H66V237L64 238ZM233 236H234V238H233ZM244 236L246 238H244ZM211 237H213V238H211ZM230 237L232 240L229 239ZM254 237L256 238V240L254 239ZM258 237H259V240H258ZM98 238H100V239H98ZM57 239H59L60 241H57ZM73 239H72V241H75ZM62 240H64V241L62 242ZM80 240H81L80 246L85 247V249L82 248L83 250L80 249L82 251H80V250L76 251L79 249L80 246L78 247V245H75V244L80 243ZM223 240H225V241H223ZM257 240L259 243L258 242L256 243ZM41 241H44V243H42ZM232 241H233V243H232ZM247 241H249V245H248ZM58 242H59V244H58ZM70 242H71V240H70ZM48 243H49V245H48ZM195 243H197V244H195ZM252 243H256L257 246L259 247V249L256 246V244L253 245ZM64 244H68V245H64ZM73 245L76 246V248L72 247ZM42 246H44L45 248ZM62 246H63V248H62ZM52 247H53V249H52ZM77 247H78V249H77ZM193 247H195V248H193ZM243 247H244V249H243ZM39 248L42 249V251ZM86 248H88V249H86ZM227 248H228V250H227ZM262 248H263V250H262ZM49 249L52 252L53 251L54 252L52 253ZM39 250L41 251V253L37 252ZM84 250L87 252H85ZM88 250H91V251L95 250L96 254H95V251L94 252L89 251V253H88ZM63 251H64V255H62L63 253H60ZM232 251H234V252H232ZM236 251H238V252H236ZM43 252H44L45 256L44 255L42 256ZM77 252L78 253L82 252V253H81V255H78ZM84 252H85V254H84ZM245 252L246 253L248 252L249 255H248V253H247V255L250 257L246 256ZM243 254H245V255H243ZM49 255H54V257L53 256L49 257ZM65 255L67 258L65 257ZM72 256H73V258H72ZM242 257L244 260L242 259ZM255 257L257 258L256 261H259V262H254ZM259 257H260V259H259ZM50 258H52V260H50ZM57 258H59V259H57ZM71 258L73 259L72 261H74V262H70ZM61 259H63V260H61ZM227 259L230 261L228 262ZM247 259H249V260H247ZM58 260H59V263H58ZM233 260H235V262ZM66 261H67V263H66Z\"/></svg>", "mask_w": 264, "mask_h": 264}, {"label": "crops", "instance_id": "3", "mask_svg": "<svg viewBox=\"0 0 264 264\" xmlns=\"http://www.w3.org/2000/svg\"><path fill=\"white\" fill-rule=\"evenodd\" d=\"M0 182L5 187V197L8 199L7 206L0 209V252H3L0 260L8 264H35L39 260L33 249V229L25 222L20 208L12 205L13 180L8 175L0 174Z\"/></svg>", "mask_w": 264, "mask_h": 264}]
</instances>
